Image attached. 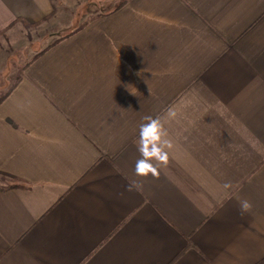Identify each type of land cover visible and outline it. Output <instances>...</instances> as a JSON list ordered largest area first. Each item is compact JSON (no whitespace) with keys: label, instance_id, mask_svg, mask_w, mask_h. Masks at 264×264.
Wrapping results in <instances>:
<instances>
[{"label":"crops","instance_id":"0c3cea01","mask_svg":"<svg viewBox=\"0 0 264 264\" xmlns=\"http://www.w3.org/2000/svg\"><path fill=\"white\" fill-rule=\"evenodd\" d=\"M60 1L0 0V63L29 53L0 97V264L261 262L264 0ZM168 108L169 163L138 177Z\"/></svg>","mask_w":264,"mask_h":264},{"label":"clouds","instance_id":"9594fccd","mask_svg":"<svg viewBox=\"0 0 264 264\" xmlns=\"http://www.w3.org/2000/svg\"><path fill=\"white\" fill-rule=\"evenodd\" d=\"M177 116V112L173 108H168L165 113L164 120L161 117H144V123L139 127L137 151L139 158L135 162V175L141 178L151 176L158 179L162 167H167L169 163L170 151L174 148L173 140L170 138L165 120H173ZM225 189L231 187L226 183ZM142 186L135 181L131 182L127 191H139ZM252 208L251 202L248 200L239 201V211L241 215L249 212Z\"/></svg>","mask_w":264,"mask_h":264},{"label":"rangeland","instance_id":"374dc122","mask_svg":"<svg viewBox=\"0 0 264 264\" xmlns=\"http://www.w3.org/2000/svg\"><path fill=\"white\" fill-rule=\"evenodd\" d=\"M57 2L61 3L60 0H57ZM70 12L74 13L73 11H70ZM74 14H76V13H74ZM65 16H67V15H64V17ZM27 56H29V53H27V54L22 53L20 55L14 54L12 56L9 55L10 58H9L8 63L6 64V66L4 63L5 61H1V63H0V97H2L4 95V93H5L4 90L9 89L10 86L13 84V82L17 79L16 77L21 72L20 66L27 61V58H28Z\"/></svg>","mask_w":264,"mask_h":264},{"label":"trees","instance_id":"16d2710c","mask_svg":"<svg viewBox=\"0 0 264 264\" xmlns=\"http://www.w3.org/2000/svg\"><path fill=\"white\" fill-rule=\"evenodd\" d=\"M12 89H13V88H12ZM12 89H11V90H12ZM9 93H10V92H8V94H9ZM8 94H7V95H8ZM7 95H5L3 98L0 99V104L4 101V99L6 98ZM258 264H264V260H262V261L259 262Z\"/></svg>","mask_w":264,"mask_h":264}]
</instances>
